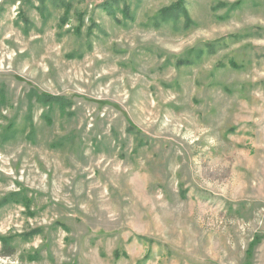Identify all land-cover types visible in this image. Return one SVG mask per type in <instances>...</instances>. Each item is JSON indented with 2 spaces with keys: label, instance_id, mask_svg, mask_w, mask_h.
<instances>
[{
  "label": "rangeland",
  "instance_id": "1",
  "mask_svg": "<svg viewBox=\"0 0 264 264\" xmlns=\"http://www.w3.org/2000/svg\"><path fill=\"white\" fill-rule=\"evenodd\" d=\"M262 242L264 0H0V264Z\"/></svg>",
  "mask_w": 264,
  "mask_h": 264
},
{
  "label": "crops",
  "instance_id": "2",
  "mask_svg": "<svg viewBox=\"0 0 264 264\" xmlns=\"http://www.w3.org/2000/svg\"><path fill=\"white\" fill-rule=\"evenodd\" d=\"M249 264H264V242L259 245Z\"/></svg>",
  "mask_w": 264,
  "mask_h": 264
},
{
  "label": "trees",
  "instance_id": "3",
  "mask_svg": "<svg viewBox=\"0 0 264 264\" xmlns=\"http://www.w3.org/2000/svg\"><path fill=\"white\" fill-rule=\"evenodd\" d=\"M45 100H50V97L48 96V97H45Z\"/></svg>",
  "mask_w": 264,
  "mask_h": 264
}]
</instances>
